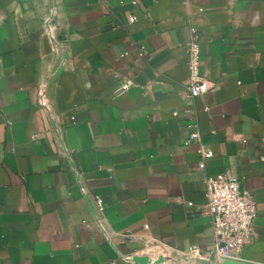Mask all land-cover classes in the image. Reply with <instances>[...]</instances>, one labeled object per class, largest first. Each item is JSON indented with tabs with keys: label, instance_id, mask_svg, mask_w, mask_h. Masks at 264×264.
Here are the masks:
<instances>
[{
	"label": "crops",
	"instance_id": "1",
	"mask_svg": "<svg viewBox=\"0 0 264 264\" xmlns=\"http://www.w3.org/2000/svg\"><path fill=\"white\" fill-rule=\"evenodd\" d=\"M220 173L257 215L217 264H264V0H0V264H211Z\"/></svg>",
	"mask_w": 264,
	"mask_h": 264
},
{
	"label": "built area",
	"instance_id": "2",
	"mask_svg": "<svg viewBox=\"0 0 264 264\" xmlns=\"http://www.w3.org/2000/svg\"><path fill=\"white\" fill-rule=\"evenodd\" d=\"M132 3L135 4V2ZM136 20L137 17L134 15L129 17L131 23ZM186 48L189 70L187 92L190 97L195 98L208 93L213 85L200 72V36L196 31H193ZM139 53L142 56V47ZM126 55L124 53L121 56ZM130 85L131 81L123 83L120 90L125 91ZM198 140L199 134L196 131V125H193L185 143ZM199 153L201 161L198 166L203 169L204 159L211 157L212 152L209 149H200ZM205 185L207 201L198 210L210 218L213 241L206 251L192 246L187 254L214 264L221 260L241 261L244 248L255 237L254 220L257 207L253 195L241 188L238 178L224 173L206 177ZM98 204H101L100 200Z\"/></svg>",
	"mask_w": 264,
	"mask_h": 264
},
{
	"label": "water",
	"instance_id": "3",
	"mask_svg": "<svg viewBox=\"0 0 264 264\" xmlns=\"http://www.w3.org/2000/svg\"><path fill=\"white\" fill-rule=\"evenodd\" d=\"M199 262H201V263H205L204 260H199ZM207 264H210V263H207ZM222 264H231V263H230V262H227V263L224 262V263H222ZM235 264H239V263H235Z\"/></svg>",
	"mask_w": 264,
	"mask_h": 264
},
{
	"label": "rangeland",
	"instance_id": "4",
	"mask_svg": "<svg viewBox=\"0 0 264 264\" xmlns=\"http://www.w3.org/2000/svg\"><path fill=\"white\" fill-rule=\"evenodd\" d=\"M227 263V262H226ZM211 264H214V263H211ZM217 264V263H216ZM220 264H222V263H220ZM231 264H235V263H231Z\"/></svg>",
	"mask_w": 264,
	"mask_h": 264
}]
</instances>
